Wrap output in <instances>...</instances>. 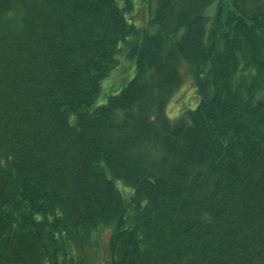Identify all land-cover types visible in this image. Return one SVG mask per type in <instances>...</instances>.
Instances as JSON below:
<instances>
[{
    "label": "trees",
    "instance_id": "obj_1",
    "mask_svg": "<svg viewBox=\"0 0 264 264\" xmlns=\"http://www.w3.org/2000/svg\"><path fill=\"white\" fill-rule=\"evenodd\" d=\"M133 10L0 0V264H86L106 227L105 264H264V0H158L152 34ZM123 43L136 77L91 110Z\"/></svg>",
    "mask_w": 264,
    "mask_h": 264
},
{
    "label": "rangeland",
    "instance_id": "obj_2",
    "mask_svg": "<svg viewBox=\"0 0 264 264\" xmlns=\"http://www.w3.org/2000/svg\"><path fill=\"white\" fill-rule=\"evenodd\" d=\"M132 2L134 10L127 13L128 21L143 31L147 29L150 34H152L153 30H151L149 23L154 17L158 0H132ZM119 5L122 7L124 3L119 2ZM216 6L217 3L210 5L207 14H213ZM122 45L124 46L125 44L123 43ZM130 53L131 49L128 46H124L123 52L119 54L120 65L102 81V91L95 104L91 107V110L106 104L111 96L120 93L121 90L135 78L137 73V59L135 56H130ZM179 69L183 77V83L180 89L171 98L166 108L167 116L173 122H177L184 111L196 109L201 101L188 63L182 61ZM73 122L74 118H72V123ZM116 186L124 196L133 194V188L126 186L122 181H116ZM111 235L112 229L107 227L101 228L98 232L94 233L91 244L86 248L89 259H94L96 261L93 262V264H101L100 262L105 263L108 259L110 255L109 243Z\"/></svg>",
    "mask_w": 264,
    "mask_h": 264
}]
</instances>
